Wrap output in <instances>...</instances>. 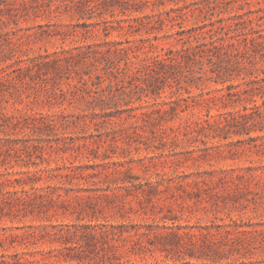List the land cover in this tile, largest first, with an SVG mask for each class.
Here are the masks:
<instances>
[{
  "label": "rangeland",
  "instance_id": "1",
  "mask_svg": "<svg viewBox=\"0 0 264 264\" xmlns=\"http://www.w3.org/2000/svg\"><path fill=\"white\" fill-rule=\"evenodd\" d=\"M240 19L245 23L239 22L230 35L254 36L262 44L249 41L250 54L232 61L230 79L222 82L221 77L216 81L206 76L172 93L161 78L159 94L137 93L126 104L130 98L124 100L116 90L119 103L109 100L105 88L115 81L110 71L131 59L144 62L156 51L151 44L158 50L180 48L184 42L194 43L200 31L222 25L226 30ZM84 45L92 47L85 61L74 57L73 63L65 57ZM128 45L140 46L138 57L116 49ZM39 54L62 58L27 69ZM226 63L219 60L217 67L223 69ZM98 67L105 72L101 81L96 77ZM82 76L88 84L80 82ZM229 83L234 85L232 91L242 93L221 99ZM90 89H105L102 96L112 105L106 111L116 115L112 122L91 116V107L103 110L90 104L95 94ZM172 95L177 99L173 104ZM263 99L264 0H0V199L11 192L15 204L14 213L6 206L0 215V255L9 259L18 251L40 258L42 250L65 245L63 238L52 234L60 225L85 224L88 234L93 225L109 221L124 223L125 230L111 241L114 264L172 261L174 253L166 257L158 246L152 253H142L134 250L133 241L147 242L143 230L157 240L155 234L168 226L180 227L181 232L209 228L218 238L216 224L237 220L261 231L250 235L253 248L248 256L264 257V113L250 118L249 128L239 124L229 133L199 129L194 123L201 116L244 112L245 104H263ZM162 100L167 101L169 115L160 124L153 118L145 122L141 116L131 117L127 110L133 107V112L141 113ZM86 112L87 117H77ZM27 114L47 115L54 122L18 124L17 118ZM258 120L263 123L254 124ZM134 183L142 186L136 188ZM23 189L29 193L28 211L20 209L16 200V192ZM143 189L151 199H145ZM85 241L93 249L102 243L100 237ZM90 247L85 244L84 253L91 256L73 262L94 264ZM216 259V254L201 259L186 256L181 262L216 264ZM60 260L65 262L63 254Z\"/></svg>",
  "mask_w": 264,
  "mask_h": 264
},
{
  "label": "trees",
  "instance_id": "2",
  "mask_svg": "<svg viewBox=\"0 0 264 264\" xmlns=\"http://www.w3.org/2000/svg\"><path fill=\"white\" fill-rule=\"evenodd\" d=\"M236 17L242 18L241 14H238ZM138 17L135 18L138 21ZM242 20L236 21L234 24H230L228 28L225 30L226 25H222L220 27H216L213 29H209L208 31H200L199 35L195 37L194 43L184 42L182 47L180 48H168L164 49L163 47L158 50V46L156 44H151V47H154L156 51H153L152 55H146L144 62H137L134 59H131L130 63L126 62L125 65L118 66L116 69H112L110 74L113 75L115 78L114 83L108 85L107 88L111 96H109V100H115L114 105H117L119 101L115 99L116 90L119 91V94L122 95V98L125 100L129 97V100H125L126 104H129L131 99L137 93H140V97L145 95V97H151V94H159L160 91V84L158 79H164V82L170 86L171 92L176 93L181 88H188L194 84L198 83V80H203L206 78L208 80H216L221 77L223 78L222 82L230 79L231 76L234 74L233 71V64L232 61H242L243 58L249 53L251 46L248 45L249 41L252 43L262 44L258 41L257 37H249L248 35L242 36L239 35H230V31L237 30V24ZM245 23V21H242ZM109 22L106 20L104 21V28L108 30ZM133 26V25H132ZM205 27L201 26L199 29L203 30ZM197 30V28H195ZM184 30H178L177 33L182 34ZM229 35L226 39L224 35ZM244 42L246 45L244 49H241L239 45ZM90 48L91 45H84L78 47V51L75 53H70L69 55L65 56L66 58L70 57V61L74 63V57L78 61H85L90 56ZM140 46L136 45H128L124 47H116V49L124 51V52H131L134 57H138L137 50ZM154 49V50H155ZM223 54L226 55L227 63L223 67V69H219L217 66L219 65V60L223 61ZM50 55H42L39 54L35 58H32L30 62L31 64L27 65V69H32L35 66L41 65H48L51 62H57L62 57L60 55H54L51 59ZM97 58V57H96ZM207 60H206V59ZM234 58V59H233ZM219 59V60H218ZM200 63L197 66V63ZM208 64L210 67L206 68L205 65ZM108 65L103 66L102 68H106ZM99 73L97 74V78L101 81L105 76V72L101 71V68L98 67ZM19 71L22 68H18ZM211 74H210V73ZM240 74V73H238ZM224 76V77H222ZM149 77H152V79ZM99 81V83H101ZM81 83L88 84V79L84 76L80 79ZM128 82V84H126ZM185 83V84H184ZM116 85V88L114 87ZM176 84V85H175ZM175 86L176 90H175ZM228 92L222 93L219 95L221 99H228L229 95H236L240 96L242 93L240 90L232 91L231 89L234 87L232 83H229L227 86ZM103 89L100 90H92L95 94L92 95V100L90 104L94 106H101L102 113L96 112L95 107H91L90 114L94 117H99L102 121L108 123L112 122L115 115L114 112L110 111L107 112V108H112L111 102L105 99L102 94L105 91ZM248 90V89H247ZM247 90H244L247 92ZM89 91V92H90ZM172 99L169 103L173 104L177 101V99H173V95L171 96ZM157 100V99H156ZM149 100L147 99V102ZM155 107L149 110H145L141 113L133 112L135 108L129 107L127 110L132 111L129 115L131 117H142V119L146 122L148 121L146 118H153V123L158 122V124L162 123V120L168 119L169 109L165 107L167 101H155ZM172 106V105H171ZM173 107V106H172ZM244 112H239L238 114H234L231 112L220 113L219 117L209 116V117H199L198 120L194 121V123L199 126V129L204 128H211L214 130H225L227 133L231 131H235L233 127L238 126L239 124L243 125L246 128H249L248 125L251 122V119H255V115L261 116L264 113V99L263 104H258L255 102L252 106L244 105ZM250 110V111H249ZM121 111V110H119ZM158 114V115H156ZM176 112L174 113V115ZM89 113L80 114L77 117H87ZM65 120L73 122V119H70L69 114L63 113L61 115ZM2 118V117H0ZM32 123L36 124H51L54 122V118L49 117L43 114H27L17 118V123L20 122ZM134 124L137 123L136 120L133 121ZM262 124V120H258L256 123ZM249 130H247L248 132ZM35 176L38 175L34 173ZM134 186H142V184ZM151 188H154L155 185H151ZM144 190V197L146 196L148 199L152 198L150 193H145ZM17 194L16 200L19 206H22L20 209H24L28 211V201L29 196L28 190L23 189L21 194ZM11 196V192L4 195L2 199H0V215L6 212V206H8L9 211L14 213V206L15 204L9 198ZM30 211H34L31 209ZM99 227L98 235L102 241L101 246L93 249L90 247L89 243L85 241V237H93L99 238L96 236V231L93 230L96 227ZM217 234L219 235L218 238H213L215 233L212 232L211 229L199 230L196 231L194 229L185 230L183 232L180 231V227L174 229L172 226H168V229H165L161 232L155 234L157 240L152 239L150 236L151 231L148 232L147 230H143L140 233L149 236L147 242H142L139 239H135L133 241V248L142 253H152L154 252V247L158 246V248L162 251H166V257H168L169 253H174L176 258L172 261H168L166 259H155L151 264H189V261L186 260L185 262H181L182 259H186V256L190 258L201 259L203 257H210L213 254L218 256V259L214 260L216 264H264V257L261 258H253L248 256L252 253L253 248V240L250 235H255L260 230L249 228L244 223L238 222L237 220H233L232 223H224V224H216ZM85 224H62L57 231H54L52 234L56 235L57 238H62L65 240V245L62 247L50 249V250H42L40 252L41 257L36 258V254L25 252H14L10 255L9 259L6 258V254H2L1 261L4 264H48L49 262L53 264L61 263L60 254L64 255L63 264H75L73 261H77V263L83 262L86 255L85 251V244L93 249L95 261L94 264H114L112 259H117L115 253L112 251L114 246L111 241H114L117 237H122L124 234V223L120 224H112L109 221L100 222L91 227L90 233L85 234L86 228ZM60 236V237H59ZM117 238V239H118ZM60 240V239H59ZM223 246L226 248L224 251H220L219 247ZM201 248V249H200ZM200 249V253H199ZM212 251V254L209 252ZM94 256L90 257L93 258ZM96 257L98 259H96ZM177 259V260H176ZM62 264V263H61ZM89 264H91L89 262ZM137 264V263H133ZM148 264V263H144Z\"/></svg>",
  "mask_w": 264,
  "mask_h": 264
}]
</instances>
